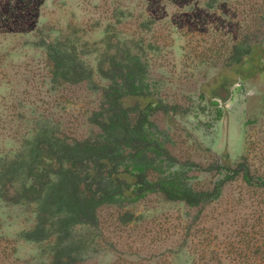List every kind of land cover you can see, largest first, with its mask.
Masks as SVG:
<instances>
[{
	"label": "rangeland",
	"instance_id": "obj_1",
	"mask_svg": "<svg viewBox=\"0 0 264 264\" xmlns=\"http://www.w3.org/2000/svg\"><path fill=\"white\" fill-rule=\"evenodd\" d=\"M237 1L207 13L200 0H193L195 11L182 14L172 0H164L166 7L150 13L157 19L156 31L145 35L148 44L161 48L148 52V77L151 90L161 89L163 97L180 109L195 105L209 110L201 94L223 108L218 122L207 115L200 117L202 123L191 117H177L171 124L160 120L163 127L174 126L176 158L208 166L215 157L229 156L228 162H220L230 165L246 157L252 171L264 175V0ZM14 2L20 12L24 4ZM147 5L139 7L128 0H46L42 8L32 5L26 14H15L9 25L0 21V158L13 157L22 149L35 120L60 123L66 135L86 138L89 117L100 106L98 91L88 83L50 85L42 38L69 35L87 43L86 67L95 72L96 83L105 85L98 76V63L106 45L111 46L107 27L117 24L118 37L111 41L116 51L117 41L128 40L139 27L136 19L128 18V6L138 16ZM116 8L126 13L125 18L113 17ZM166 18L177 24L172 31ZM238 42L248 48L233 52ZM239 54L247 57L240 61ZM210 179L200 175L195 182ZM249 192L241 181L227 186L223 198L206 207L199 219V209L168 202L160 193L134 205L103 208L97 228L77 229L76 235L92 250L82 264H198L199 260L221 264L246 239L243 232L250 230L253 213L261 210L253 206L259 199ZM5 196L0 187V264H52L50 241L25 237L36 226V206L11 203Z\"/></svg>",
	"mask_w": 264,
	"mask_h": 264
},
{
	"label": "trees",
	"instance_id": "obj_2",
	"mask_svg": "<svg viewBox=\"0 0 264 264\" xmlns=\"http://www.w3.org/2000/svg\"><path fill=\"white\" fill-rule=\"evenodd\" d=\"M14 1L0 0V21L7 25L17 18L15 14H26L23 12L32 5L42 8L46 2L18 0L24 4L18 12V3ZM151 1L128 0L139 7L142 3L148 2V5L141 8L144 12L138 16L128 6V18L136 19L139 27L134 35L128 34V40L117 41L116 51L112 50L111 41L118 37L117 24L107 27L111 46L106 45L98 63V76L105 85L96 83L95 72L86 67L87 43L73 41L69 35L65 39L42 38L46 39L41 47L45 51L50 85L88 83L98 91L101 103L89 117L91 129L86 138L66 135L60 123L35 120L22 142V149L13 157L0 158V187L7 201L36 206V226L25 237L38 243L50 241L52 264H82L92 250L87 241L76 235L77 229L97 228L103 208L134 205L150 194L160 193L168 202L199 209L196 217L199 219L206 207L223 198L227 186L241 181L259 199L253 206L261 210L253 213L250 230L243 232L246 239L239 248L230 250L221 264H264V175L254 173L246 157L233 165L227 163L229 156L215 157L216 162L203 166L179 160L172 154L174 126L163 127L162 119L171 124L177 117H191L202 123L200 117L207 115L218 122L224 112L218 102L206 99L204 94L200 100L209 110H200L195 105L183 110L164 98L161 89L151 90L148 52H160L161 48L157 43L148 44L145 35L156 31L157 19L150 13L167 6L164 0ZM180 1V7L178 0H172L171 4L182 14L195 11L193 0ZM230 1L200 0L199 5L207 13L216 12L221 7H231ZM120 10L116 8L118 13L113 17L122 20L126 13ZM161 12L158 17L163 23ZM165 23L171 31L177 25L169 19ZM183 29L179 32L186 36ZM135 34H139V41ZM247 46L238 42L233 45V52L239 53ZM246 55L239 54L240 61ZM223 159L227 162H220ZM200 175L213 179L199 184L195 181ZM249 235L253 237L247 239ZM198 264H210V261L199 260Z\"/></svg>",
	"mask_w": 264,
	"mask_h": 264
}]
</instances>
